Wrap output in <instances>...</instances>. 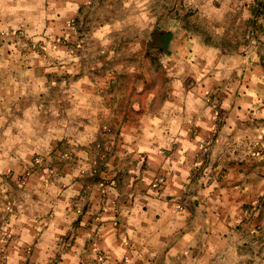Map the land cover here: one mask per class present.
Returning a JSON list of instances; mask_svg holds the SVG:
<instances>
[{
	"label": "clouds",
	"instance_id": "obj_1",
	"mask_svg": "<svg viewBox=\"0 0 264 264\" xmlns=\"http://www.w3.org/2000/svg\"><path fill=\"white\" fill-rule=\"evenodd\" d=\"M262 152L264 0H0V264H264Z\"/></svg>",
	"mask_w": 264,
	"mask_h": 264
},
{
	"label": "crops",
	"instance_id": "obj_2",
	"mask_svg": "<svg viewBox=\"0 0 264 264\" xmlns=\"http://www.w3.org/2000/svg\"><path fill=\"white\" fill-rule=\"evenodd\" d=\"M170 40H171V37H165L164 38V41L165 42L170 41ZM123 115H124V118H125V122H127V113H124ZM261 155H264V152H262ZM241 168H243V165H241ZM223 175L224 174H222L221 179H223ZM260 193H264V188L258 189L257 190V193L254 194V195H247V196H244V197H240L238 194H235L234 193L231 196L226 197V199L230 203L231 202H238L240 199H243L245 201V203L243 205V209L245 211H247V210L250 209V207L252 206V204L257 201V195L259 196V199H258L259 205L260 206H264V195H259ZM85 211H87V210H85ZM81 219H83V216H81Z\"/></svg>",
	"mask_w": 264,
	"mask_h": 264
},
{
	"label": "rangeland",
	"instance_id": "obj_3",
	"mask_svg": "<svg viewBox=\"0 0 264 264\" xmlns=\"http://www.w3.org/2000/svg\"><path fill=\"white\" fill-rule=\"evenodd\" d=\"M253 224H254V222H253Z\"/></svg>",
	"mask_w": 264,
	"mask_h": 264
}]
</instances>
